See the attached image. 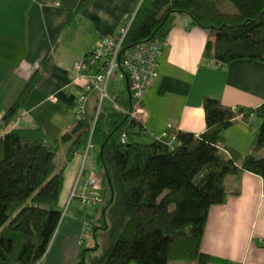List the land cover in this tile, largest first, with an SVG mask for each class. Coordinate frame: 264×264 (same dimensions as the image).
<instances>
[{
  "label": "trees",
  "instance_id": "16d2710c",
  "mask_svg": "<svg viewBox=\"0 0 264 264\" xmlns=\"http://www.w3.org/2000/svg\"><path fill=\"white\" fill-rule=\"evenodd\" d=\"M94 1L78 0L73 16ZM226 1L235 12L220 11L219 0H142L122 53L154 41L163 44L181 15L214 37L203 56L217 69L241 60L264 64V0ZM37 79L35 73L0 119V264L43 259L69 204L76 201L63 211L57 208L65 167L75 155L86 161L91 152L101 170L103 204L89 209L78 202L81 211L92 212H80V218L94 238L99 230L107 233L108 247L96 258L83 250L77 264H233L204 254L201 242L209 210L240 194L239 187L227 186L229 177L248 173L264 182V157L257 155L264 151V102L255 109L232 110L205 98L203 134L173 129L161 138L147 136L141 122L130 118V93V99L118 96L105 106L103 101L95 118L85 113L50 144L39 129L7 131ZM254 119L260 125L247 153L224 146L225 131L239 122L253 128ZM87 177L83 171L81 180Z\"/></svg>",
  "mask_w": 264,
  "mask_h": 264
},
{
  "label": "crops",
  "instance_id": "0c3cea01",
  "mask_svg": "<svg viewBox=\"0 0 264 264\" xmlns=\"http://www.w3.org/2000/svg\"><path fill=\"white\" fill-rule=\"evenodd\" d=\"M141 1L95 0L73 16L78 0H0V119L38 74L24 108L7 131L39 129L46 142H57L75 123V101L83 82L75 79L74 66L97 48L101 38L114 35ZM208 40L205 32L191 27L187 17L176 16L163 42L157 76L143 100L141 125L147 136L160 137L168 125L176 132L203 134L205 98L232 110L255 109L264 102V64L241 60L217 69L203 56ZM97 95L87 100V116ZM108 95L110 104L118 96L130 99L128 81L110 82ZM253 123V128L239 122L225 131L224 146L247 153L260 125L255 128ZM58 150L64 155L65 147L59 145ZM95 158L91 152L84 162L77 154L67 164L59 211L67 205L82 166L85 175L99 178ZM226 181L232 190L239 187L240 194L209 210L201 251L233 264H264V182L248 173ZM81 210L76 201L69 204L37 264H77L83 250H89L90 258L99 256L91 244L83 246L80 212H92Z\"/></svg>",
  "mask_w": 264,
  "mask_h": 264
},
{
  "label": "built area",
  "instance_id": "2783aa9c",
  "mask_svg": "<svg viewBox=\"0 0 264 264\" xmlns=\"http://www.w3.org/2000/svg\"><path fill=\"white\" fill-rule=\"evenodd\" d=\"M132 17L133 15L125 20L114 35L101 38L97 48L87 57L80 59L74 66L75 79L83 82L75 101L76 121L85 115L87 99L91 93L98 94L100 105L104 100H109V83L126 79L133 101L128 115L131 119L141 122L144 114L143 100L157 76L158 60L162 54L163 44L154 41L123 54V40ZM172 132V126L168 125L160 137L167 138ZM86 149L87 152L92 149L90 142ZM83 171L84 166L81 167L74 180L68 203L76 199L82 207L89 209L100 207L103 204L99 194L100 179L88 176L85 181H82ZM88 235V224L85 223L82 227V236L86 238Z\"/></svg>",
  "mask_w": 264,
  "mask_h": 264
},
{
  "label": "rangeland",
  "instance_id": "374dc122",
  "mask_svg": "<svg viewBox=\"0 0 264 264\" xmlns=\"http://www.w3.org/2000/svg\"><path fill=\"white\" fill-rule=\"evenodd\" d=\"M220 2H218V4H217V6H218V9L220 10V11H222V12H224V13H230V12H235V9L226 1V0H219ZM179 16H181V15H179ZM184 18L186 17V16H183ZM209 38H211V40H213L214 39V37L212 36V35H209L208 36ZM94 96H96V95H94ZM95 98V97H94ZM97 98H99V96L97 95V97L94 99V101H93V105H92V109L91 110H89V114H90V116H92V117H96L97 116V114H98V112H99V110H100V107H101V104L99 105V103H100V99L97 101ZM108 103H109V100H104V102H103V104L102 105H108ZM259 121L258 120H256V119H254V127L256 128V126H255V124L256 125H259ZM257 129V128H256ZM264 152V151H263ZM97 155V154H96ZM258 155V154H257ZM259 156V155H258ZM261 157H264V156H261ZM97 158V157H96ZM96 158H95V160H96ZM227 182V181H226ZM227 184V183H226ZM70 192H71V190H70ZM70 194V193H69ZM102 195V197H107V195L106 196H103V194H101ZM68 201H69V197H68ZM68 201H67V203H68ZM76 202L78 203V201L76 200ZM96 219V218H95ZM84 243H83V246H85V244H87V243H89V244H91V249H94L95 248V246H96V244L98 245V249H97V251H96V253L99 255V257H100V255H102L103 253H104V251H105V249H107V247H108V241H107V233L106 232H104V231H98L97 232V235H96V237L94 238L93 237V232H90L89 233V235L84 239V241H83ZM131 264H133V263H131Z\"/></svg>",
  "mask_w": 264,
  "mask_h": 264
}]
</instances>
